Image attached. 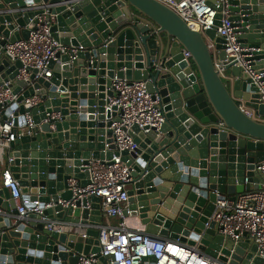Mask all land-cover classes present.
Returning <instances> with one entry per match:
<instances>
[{
	"label": "water",
	"instance_id": "obj_1",
	"mask_svg": "<svg viewBox=\"0 0 264 264\" xmlns=\"http://www.w3.org/2000/svg\"><path fill=\"white\" fill-rule=\"evenodd\" d=\"M229 11L242 46L252 49L246 60L264 73V0H229ZM45 12L67 51L51 60V77L16 82L17 102L33 94L44 102L19 106V123L29 111L33 126L12 143L9 168L25 197L53 203L45 216L96 227L87 237L57 232L37 213L13 224L16 206L0 181V264H77L81 252L99 254V197H90L91 208L80 201L64 207L60 199H72V176L89 183L82 167L89 159L118 153L111 128L118 109L107 106L115 79L147 81L165 115L159 130L134 126L138 147L122 151L133 176L130 215L157 238L179 239L229 264H261L256 244L225 242L210 218L219 199L235 200L252 182L258 188L255 167L264 161L259 87L247 70L227 64L221 74L216 65L226 58L217 33L223 15L203 33L159 0H0V85L22 65L8 59L5 44L28 38L29 23ZM109 257L100 259L109 264Z\"/></svg>",
	"mask_w": 264,
	"mask_h": 264
},
{
	"label": "built area",
	"instance_id": "obj_2",
	"mask_svg": "<svg viewBox=\"0 0 264 264\" xmlns=\"http://www.w3.org/2000/svg\"><path fill=\"white\" fill-rule=\"evenodd\" d=\"M175 10L191 27L202 31L214 25L216 15H223L222 24L217 27V33L225 40L226 58L216 60V65L223 74L227 64L239 66L252 75L260 89L261 101L264 102V81H260L262 74H256L249 60H246L250 48L243 47L239 33L233 25L229 11V0H216L215 6L209 0H159ZM222 7V10L219 8ZM54 16L47 12L32 19L28 27V38L5 44V55L11 61L19 60L21 67L16 78L4 81L0 85V157L8 154L7 165L2 173L1 184L8 188L10 197L16 206V213L11 215V222L16 224L26 218L29 213H37L47 223L50 230L57 232H81L86 228L96 227L92 224L72 223L56 217L45 216V209L53 206L52 202L42 204L38 199L25 197L21 192L18 179L13 176L9 162L13 157L12 143L21 135L29 132L33 126L32 115L27 111L24 115L25 123H19V106L26 109L33 108L44 102L42 96L33 94L17 102L19 95L14 88L17 81L31 82V75L35 80L53 75L51 60L56 54L66 52L67 48L53 36L51 24ZM210 46L213 48L211 41ZM184 55L190 58V53L184 50ZM114 95L110 97L108 107L116 106L118 115L112 125L117 154L111 159L91 158L83 169L89 172V183L72 176L69 180L72 199L60 203L64 207H76L80 201L83 208H91L90 197H99L100 210L104 221L98 225L99 245L98 253L79 254L77 264H103L100 256H109V264H229L199 250L196 246L181 242L179 239L157 238L145 230L143 225H136L130 215L129 189L133 180L131 167L123 160L122 151L134 150L138 147L132 133L133 127L149 131L152 127L160 129L165 121V115L157 94L148 90L145 80L115 79L113 82ZM25 90V89H23ZM17 103L18 107L12 106ZM254 116V112L247 110ZM255 174L259 177L258 188H251L240 193L235 200L222 198L217 201L211 220L216 223L219 234L225 237V242H231L235 247L241 240L249 239L258 247V252L264 264V161L255 167ZM86 199L84 205L83 200ZM55 216V215H54ZM113 221V223L109 221ZM108 221V222H107Z\"/></svg>",
	"mask_w": 264,
	"mask_h": 264
},
{
	"label": "crops",
	"instance_id": "obj_3",
	"mask_svg": "<svg viewBox=\"0 0 264 264\" xmlns=\"http://www.w3.org/2000/svg\"><path fill=\"white\" fill-rule=\"evenodd\" d=\"M7 159H8V154H7V153L4 154L3 158L0 157V181H1V182H2V173H3V170H4V168H5L6 165H7ZM256 185H257V184H256L255 182H252V183H251V188H256ZM30 196H31V195H30ZM53 217H54V216H53ZM132 220L134 221V223H135L136 225H143L137 217H132ZM104 222H106V220H105ZM107 222H108V221H107ZM109 222L113 223L112 220L109 221ZM143 226H144V225H143ZM85 230H86V228L82 229L81 232H84Z\"/></svg>",
	"mask_w": 264,
	"mask_h": 264
}]
</instances>
